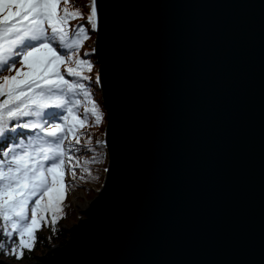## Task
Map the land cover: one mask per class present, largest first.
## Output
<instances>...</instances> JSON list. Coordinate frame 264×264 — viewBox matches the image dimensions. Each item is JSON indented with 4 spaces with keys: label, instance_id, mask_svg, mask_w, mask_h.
<instances>
[{
    "label": "water",
    "instance_id": "95a60500",
    "mask_svg": "<svg viewBox=\"0 0 264 264\" xmlns=\"http://www.w3.org/2000/svg\"><path fill=\"white\" fill-rule=\"evenodd\" d=\"M95 2L107 171L30 264H264V0Z\"/></svg>",
    "mask_w": 264,
    "mask_h": 264
},
{
    "label": "snow or ice",
    "instance_id": "6c2138e0",
    "mask_svg": "<svg viewBox=\"0 0 264 264\" xmlns=\"http://www.w3.org/2000/svg\"><path fill=\"white\" fill-rule=\"evenodd\" d=\"M59 3L0 0V97L4 98L0 100V241H4L0 249L7 244L6 237H13L15 246H9L10 252L19 258L34 246L38 227L55 229L66 197L65 171L69 169L76 179L73 159L79 160L77 153H90L83 146L76 147L81 145L76 138L79 130L90 117L97 125L102 121L91 100L90 111L78 118L81 97H89L88 88L80 82L88 79L82 72L84 68L90 72L91 65L72 59L97 26L96 2L85 26L75 33L66 25L82 14L65 8L61 15ZM63 65H67L64 73ZM70 136L76 138L74 143ZM96 162L91 156L79 165L80 180L90 173L85 165Z\"/></svg>",
    "mask_w": 264,
    "mask_h": 264
},
{
    "label": "trees",
    "instance_id": "16d2710c",
    "mask_svg": "<svg viewBox=\"0 0 264 264\" xmlns=\"http://www.w3.org/2000/svg\"><path fill=\"white\" fill-rule=\"evenodd\" d=\"M93 5V0H60L58 6V12L63 15L64 9L67 8L69 13L79 12L82 15L79 17L70 18L66 27L69 29L70 33H75L76 29L80 26H85V18L87 15H90V10ZM95 33L94 29L88 35L86 40H82L81 47L76 49V55L72 57L73 60L76 59H84L87 64L91 65V71L89 72L87 68H84L82 75L88 77L87 80H82L80 82L85 83L86 87L89 91L88 99H82V104L79 109L80 116L78 118H82L85 112H89L91 108V104L89 100H91L92 104H95L97 109L102 114V121L99 125L95 123L94 118H89V120L85 123V125L79 130L78 137L81 141V145H77L79 148L81 146L90 150L89 155H77L79 156V160L77 161L75 158L72 161V164H76L78 170V176L76 179L71 177V171L66 169L65 171V181H66V197L62 200V208L63 211L58 213V222L55 225V229L53 230L49 226H40L35 232V243L31 249H25L23 253V258H19L10 252L9 246H15L13 243V237H6L7 244L4 248L0 249V258L9 260L15 264H30L31 262L38 259V257L42 254H45L52 246L54 245H62L68 238V232L66 227L69 225L73 219L76 220L75 210L72 206L71 201V192L76 188H82L86 192L92 190V186H100L103 181V173L105 171V167L107 164V156L105 152V148L103 145V131H104V123H105V111L103 109L101 98H100V90L98 88L97 82V65L95 63L94 55L92 54V49L94 45ZM71 54V51H69ZM67 65H63L61 67V72L64 73V68ZM19 67V65L17 66ZM72 67H75L73 64ZM15 75V72L8 73L5 72L3 75ZM65 78L72 81L74 78L68 77L65 75ZM95 78V83H93V79ZM4 99L0 97V100ZM74 137H69L70 140L75 142ZM99 141V143H97ZM91 156H95L99 162L92 163L90 165H85V167L90 168V173L85 174V179H79V165L83 164L85 160L91 158ZM33 205H29V209ZM3 228V221L0 220V229ZM4 241H0L3 243Z\"/></svg>",
    "mask_w": 264,
    "mask_h": 264
},
{
    "label": "rangeland",
    "instance_id": "374dc122",
    "mask_svg": "<svg viewBox=\"0 0 264 264\" xmlns=\"http://www.w3.org/2000/svg\"><path fill=\"white\" fill-rule=\"evenodd\" d=\"M105 125H106V120H105V123H104V127H105ZM103 135H104V131H103ZM106 167H107V164H106ZM106 167H105V169H106ZM104 173H105V171H104ZM104 173H103V178H104ZM102 183H103V181H102ZM100 186H98V185L97 186H92V190L89 191V193L86 192L85 190H83L82 188H76V189H74L71 192V201H72L73 209L75 210V215H76L75 219L76 220L73 219L71 222H69L68 223L69 225L66 227V229L68 227L72 226L74 223H76L78 221V219L82 216V213H81L82 207L81 206L86 204V202L91 200L96 195V192L100 188ZM7 261H9V260H7ZM11 263H13V262H11ZM13 264H15V263H13Z\"/></svg>",
    "mask_w": 264,
    "mask_h": 264
},
{
    "label": "bare ground",
    "instance_id": "6f19581e",
    "mask_svg": "<svg viewBox=\"0 0 264 264\" xmlns=\"http://www.w3.org/2000/svg\"><path fill=\"white\" fill-rule=\"evenodd\" d=\"M87 203V202H86ZM85 206V204L83 206H81L82 208Z\"/></svg>",
    "mask_w": 264,
    "mask_h": 264
}]
</instances>
